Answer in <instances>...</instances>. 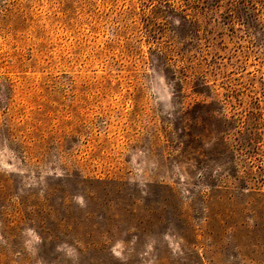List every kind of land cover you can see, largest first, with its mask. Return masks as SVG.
<instances>
[{
    "label": "rangeland",
    "instance_id": "rangeland-1",
    "mask_svg": "<svg viewBox=\"0 0 264 264\" xmlns=\"http://www.w3.org/2000/svg\"><path fill=\"white\" fill-rule=\"evenodd\" d=\"M182 1L0 0V264H264V0Z\"/></svg>",
    "mask_w": 264,
    "mask_h": 264
},
{
    "label": "trees",
    "instance_id": "trees-1",
    "mask_svg": "<svg viewBox=\"0 0 264 264\" xmlns=\"http://www.w3.org/2000/svg\"><path fill=\"white\" fill-rule=\"evenodd\" d=\"M182 4L186 10L185 17L189 19L187 15H192L189 21L195 27L196 36L199 37L203 22H207L209 25L215 24V18L211 19L210 17L220 11L222 0H183Z\"/></svg>",
    "mask_w": 264,
    "mask_h": 264
}]
</instances>
